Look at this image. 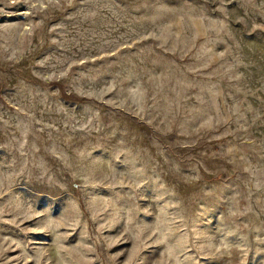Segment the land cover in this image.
Wrapping results in <instances>:
<instances>
[{
	"label": "rangeland",
	"instance_id": "1",
	"mask_svg": "<svg viewBox=\"0 0 264 264\" xmlns=\"http://www.w3.org/2000/svg\"><path fill=\"white\" fill-rule=\"evenodd\" d=\"M0 264H264V0H0Z\"/></svg>",
	"mask_w": 264,
	"mask_h": 264
}]
</instances>
